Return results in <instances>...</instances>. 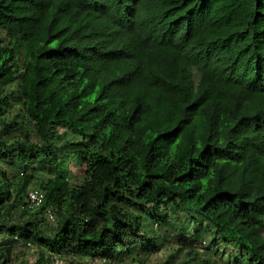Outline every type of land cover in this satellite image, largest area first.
I'll return each mask as SVG.
<instances>
[{"label":"trees","instance_id":"trees-1","mask_svg":"<svg viewBox=\"0 0 264 264\" xmlns=\"http://www.w3.org/2000/svg\"><path fill=\"white\" fill-rule=\"evenodd\" d=\"M66 149L80 181L36 174ZM202 235L264 264V0H0L2 264Z\"/></svg>","mask_w":264,"mask_h":264},{"label":"rangeland","instance_id":"rangeland-1","mask_svg":"<svg viewBox=\"0 0 264 264\" xmlns=\"http://www.w3.org/2000/svg\"><path fill=\"white\" fill-rule=\"evenodd\" d=\"M70 137H79L77 134H71ZM48 150H45L43 153V156L48 155ZM35 163V169L36 174L38 175H46V176H54V175H61L66 176L70 180H76L80 181L81 171L83 169V164H79L74 158L71 157V152L69 150H60V154H58V158L56 161V167L49 163L47 159H37V162ZM2 166L4 169H7L8 171L12 170V166H8L6 163H2ZM18 168H15L14 170H17ZM19 171V169H18ZM178 221L180 224L183 225V223L186 221L184 217H179ZM152 228L156 231H165L167 235L169 234H175V226L171 221H167L163 223L161 226H156L155 224L152 225ZM188 231V229L186 228ZM185 237H189V234L187 233ZM8 239V237H6ZM206 235H202L201 237H198L197 242H201V246L198 247L199 253L201 254V257L203 259H209L210 261L212 259L216 260L215 264H232L231 256L230 254L233 252V246L228 243H217L214 244V251L211 253L209 251L205 250L206 246ZM173 242L171 241H162L161 245L159 246V249L149 253L148 255H145L146 253L144 250L136 248L128 247L129 253H118L116 256V261L114 262H104L100 259H91L89 257L81 258L78 260L79 262H87L89 264H162L165 261V256L171 252ZM34 250V249H33ZM32 252L27 251L24 255H21L19 259H23L25 257H28L30 259V264H34V258H32ZM181 256V255H180ZM179 257L175 259V262L179 260ZM78 257L71 258L70 256H56L55 258L53 256H48L46 259V264H69L71 261H75ZM211 264L212 261H211Z\"/></svg>","mask_w":264,"mask_h":264},{"label":"built area","instance_id":"built-area-1","mask_svg":"<svg viewBox=\"0 0 264 264\" xmlns=\"http://www.w3.org/2000/svg\"><path fill=\"white\" fill-rule=\"evenodd\" d=\"M40 194L37 191H33L29 193V197L31 198V200H38L39 199ZM2 260H0V264H2Z\"/></svg>","mask_w":264,"mask_h":264}]
</instances>
